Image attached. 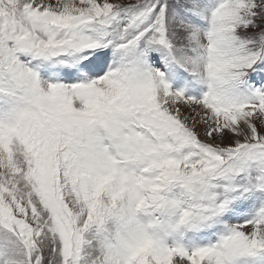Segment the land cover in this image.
<instances>
[{
  "label": "snow or ice",
  "instance_id": "1",
  "mask_svg": "<svg viewBox=\"0 0 264 264\" xmlns=\"http://www.w3.org/2000/svg\"><path fill=\"white\" fill-rule=\"evenodd\" d=\"M0 264H264V0H0Z\"/></svg>",
  "mask_w": 264,
  "mask_h": 264
}]
</instances>
